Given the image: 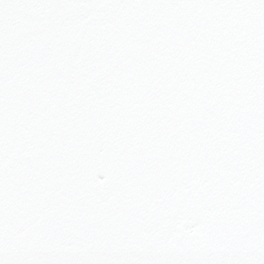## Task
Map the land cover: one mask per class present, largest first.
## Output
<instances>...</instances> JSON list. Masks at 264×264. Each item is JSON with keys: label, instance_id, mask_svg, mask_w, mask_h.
Returning <instances> with one entry per match:
<instances>
[{"label": "snow or ice", "instance_id": "obj_1", "mask_svg": "<svg viewBox=\"0 0 264 264\" xmlns=\"http://www.w3.org/2000/svg\"><path fill=\"white\" fill-rule=\"evenodd\" d=\"M0 264H264V0H0Z\"/></svg>", "mask_w": 264, "mask_h": 264}]
</instances>
